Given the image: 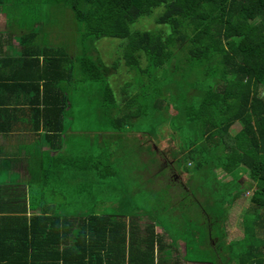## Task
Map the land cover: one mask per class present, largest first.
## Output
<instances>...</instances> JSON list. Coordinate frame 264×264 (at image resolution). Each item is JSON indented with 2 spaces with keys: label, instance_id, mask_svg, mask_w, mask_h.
<instances>
[{
  "label": "trees",
  "instance_id": "trees-1",
  "mask_svg": "<svg viewBox=\"0 0 264 264\" xmlns=\"http://www.w3.org/2000/svg\"><path fill=\"white\" fill-rule=\"evenodd\" d=\"M6 2L12 0H0V12L10 9L4 6ZM50 3L65 4L72 10L88 44L103 38L126 39L120 60L131 73L147 78L158 69L172 72L184 60L203 71L194 82L197 92L192 103L179 101L176 113L190 120L191 130L180 128L187 140L181 142V157L177 152L173 159L195 176L191 181L194 190L183 192L188 198L185 201V195L177 190L181 186L163 184L169 170L154 158L161 154L157 152L160 139L152 141L141 122L149 113L142 108L141 93L127 90L138 83L131 80L124 85L125 98L118 101L109 80L112 70L98 55L85 52L76 63L71 62L76 93L73 87L66 88L60 117L42 123L30 111L34 119L29 131L36 141L31 146L29 162L34 165L29 163V177L21 181L12 173L11 180L0 183V264H179L168 258L172 247L155 232L153 224L161 217L158 223L172 228L177 222L171 221L169 212L176 205L178 218L189 222L188 230L176 233L186 246L184 261L264 264V237H260L264 236V0H29L34 22L21 35L22 44L46 40L47 34L37 25L42 19L45 25L52 24L43 8ZM161 6L164 10L156 23L170 31L132 30L134 23ZM18 7L22 11L28 8L15 1L9 17L14 19L12 13ZM41 48L59 50L46 44ZM46 53L42 51V56ZM64 57L73 61L66 51ZM29 59L34 60L30 54ZM76 80L81 84L80 93ZM178 88L164 82L162 97L166 90L175 94ZM143 100L146 103L151 98ZM153 101L157 111L158 101ZM236 122L241 129L233 133ZM56 124L62 126L56 128ZM133 129L136 136L129 134ZM146 153L152 157H144ZM143 157L149 158V165ZM153 163L160 165V170L144 179L139 171L149 170ZM218 169L230 179L222 182ZM246 172L256 182L250 197L249 209L253 211L244 216L242 239L229 245L235 253L222 254L217 249L228 242L224 228L229 218V207L223 201L232 198L227 205L231 206L248 189L242 179ZM196 177L199 180L195 181ZM158 178H162L157 182L161 185L154 189L150 185ZM109 179L113 184H108ZM126 182L147 190L131 194L118 186ZM101 193L109 196L106 199L113 205L98 207L96 200L105 202ZM175 196L181 200L174 202ZM51 197L59 201L58 209H42L29 216V210L38 209ZM112 199L121 206L117 208ZM185 202L190 204L189 214ZM139 214L152 223L142 227Z\"/></svg>",
  "mask_w": 264,
  "mask_h": 264
},
{
  "label": "rangeland",
  "instance_id": "rangeland-1",
  "mask_svg": "<svg viewBox=\"0 0 264 264\" xmlns=\"http://www.w3.org/2000/svg\"><path fill=\"white\" fill-rule=\"evenodd\" d=\"M15 1L21 7H28L25 11H22L21 8L18 7L15 11H13V18L18 19L20 21H22L23 19L26 20L28 18L29 26L27 28V31H29V28L33 25L31 23L34 22L33 15L30 16V14L32 13H31V10H29V0H12V2H6V5L4 4V6H10V9L8 7H5V10L10 11L11 4L14 5ZM43 8H45L44 10L46 14H49L51 16L50 19L52 18H62V19L60 21L61 24H50L49 23L46 25L44 22L45 19H42L40 22V25H37V27L42 30L41 33L43 34L45 32H48L49 30H57L51 35L55 37V39L58 40L59 42H61L59 33L63 34L64 39L62 41L66 45H69L71 49L74 48L73 53L76 52V54L78 55L76 57H80V58L84 57L85 52L89 53V55H92V56L98 55L102 59V63L105 64L109 70H112L109 80H110V84L115 92V95L118 101H122L125 98V94L124 96L122 95V89L124 85H126L131 80H135V82L138 83L133 87L127 88V90L132 88L130 91V94L141 93V97L139 99H141L140 102H141L142 108H145V110L149 111L148 114L143 115L140 118L141 122L144 128L146 127L147 131H150L148 132V134H151L153 136L154 140L152 141H155V138L160 139L159 140L160 144H159V148H157V152H161V154L159 155L157 153V155H155L154 158L158 162L159 161L162 162L164 167L169 170L168 178L167 180H164L163 184L172 183L174 185L175 183L176 187L181 186L180 189L177 187L178 191H182V193L180 194H184L183 192H185L188 189L194 190L191 185V181L194 180L195 176L190 175L184 170H182L181 167L177 166V163H175L173 159V156L177 154V152H179L178 153L179 156L181 155V152H182L180 149L181 142H183L184 140H187V137L182 134L180 128L182 127V128L188 129L189 131L191 130L190 120H187L186 116L179 118L178 114L176 113L178 112L177 105L179 104V101L182 103L188 104V105L192 103L194 95L197 92V88H193L194 82L195 81L197 82V80H199L197 79L198 73H203V71L202 70L200 71L199 69L194 68L192 65L188 64L184 60L183 63L181 62L178 63L177 68H176L178 70L174 69L172 72L168 71L167 73H165V72H161L160 69H158L156 70L157 73L156 72L154 73V76H151V77L146 76L147 78H145L144 76H138L134 72L132 73L129 72L128 71L129 69L124 65L123 61L120 60L121 55L123 54V47L126 45V42H127L126 39L124 40V39H119V38H103L97 41V43L94 45L91 43V41L88 44L87 41L82 38V32H83L82 25L79 22H76L74 18H72L74 17V13L68 6H66L65 4L50 3L46 6H43ZM51 9L57 10L56 12L63 13L64 15H54ZM163 10H164V6L156 8L152 15L143 17L139 19L136 23H134L131 26L132 30L133 31L148 30V31L156 32V31H159L160 29H165L166 32L170 31V29L167 26L162 27V25H159L156 23V18L163 12ZM7 19H8V16H7ZM63 19H68V20L67 22H65ZM46 39H51L50 35H46ZM47 45H51V44H47ZM51 46L52 48H57L54 46V44ZM43 51H46V49L44 48ZM201 81L203 82V80ZM164 82L179 85V88L177 89V93L172 94L170 90H166V93L163 94V97H162L161 85ZM139 83L141 84L145 83L147 86L142 85L140 87ZM262 90H264V88ZM144 97L145 99L151 98V101L145 103V101L143 100ZM154 99L158 101L157 107H156L157 111L153 110V104H154L153 100ZM159 101H162V106L160 105ZM174 106L176 107V109L173 108ZM240 129H241V124L239 122H236L232 126L233 133L239 131ZM132 132L133 133H129L130 136H132L131 134L135 136L137 135L135 129H133ZM138 137L141 138L140 134H138ZM152 141H151L152 143L151 149L155 150L156 147ZM146 148L151 150L149 146H147ZM137 153L139 157L141 152L137 150ZM150 155L151 154H149L148 156V154L146 153L144 157L147 156L151 158L152 156ZM144 157L142 158V161L143 162L147 161L146 164L149 165L148 164L149 158L146 160L144 159ZM183 161H185V159H183ZM28 167H30V165L25 162H23L21 165L17 167V169L20 170L22 173L23 180H24V176H25V179L28 176L27 173H25ZM149 168H150L149 170L147 169V170L139 171L143 175L144 179L150 178L152 177L153 174L157 173L160 170V165L153 163L152 167L149 166ZM216 172H217L218 178L222 182H225L230 179V176L226 174L224 170L218 169L216 170ZM242 179L245 182H247L246 184L248 185V189L245 190L243 194H241L231 206H227V205L228 203L232 202V198L229 201L228 200L223 201L224 205L226 207H229L228 220H230V222L234 225L240 223L239 224L240 229L243 224L244 216H247L248 212L253 211L249 209V207L251 206L250 197L254 189L256 188V182L254 181L253 177L250 175L249 172H246ZM197 180H199V177H196L195 181ZM160 181H162V178H158V180H156V182L150 186L153 187L154 189H157L159 185H161V183H157V182H160ZM111 183L112 181L111 179H109L108 184H111ZM209 184H213V181L212 183H209ZM250 184H253V188L249 187ZM118 186H122L125 190L131 191L130 192L131 194L138 193L140 189L142 191L147 190L146 188L142 187L141 184H138V183L137 184L133 183V185H130L129 182H126L124 184H118ZM130 187L132 188V190H130ZM245 187L247 188V186ZM116 192L119 193L118 190ZM107 197L109 198V196ZM184 198H185V201L186 199H188L186 198V195ZM175 200L176 201L181 200L180 196L179 197L177 196ZM112 201L115 202L117 208L121 206L120 201L114 200V199H112ZM180 207L182 208L181 205ZM40 209L41 208L38 207V209L34 211L29 210V214L33 212L39 213ZM143 209L145 210L146 208L144 207ZM178 210H179L178 205H176L175 208L170 210L169 212L171 216L170 217L171 221L178 223V226H175L173 223V229H175V231L177 232L186 231L188 230L189 222L184 217L183 224H181L182 220L181 218L179 219L177 216V214L179 213ZM185 210L186 212H188V214H189V211H191L190 204L187 202H185ZM139 216H140L139 222L142 227L149 223H152L150 219L148 218V216L143 217L140 214ZM160 216H163V213H160ZM156 219L160 221L161 217L160 219L158 218ZM163 219H167V217H165L164 215ZM153 224L155 226V232L157 234L161 233V235L164 237V242L166 244L171 245L173 249V251H170L169 252L170 254L168 255V258L170 260L173 259V260L179 261V264H209L206 262L198 263V262L184 261L183 259L185 255L184 251L186 253L185 243L171 232L170 228L168 227L169 225L167 226L164 224L162 225L163 227H161V225L160 226L155 225L156 223H153ZM237 232L239 234V237H242L241 232L239 230ZM233 235L231 234L229 236L228 234V237L231 238ZM261 236L264 237L263 235L260 234V237ZM237 237L238 236H236L235 238ZM177 249L180 251V253L178 252ZM223 251L226 252L227 251L226 248L217 249V252H223Z\"/></svg>",
  "mask_w": 264,
  "mask_h": 264
},
{
  "label": "crops",
  "instance_id": "crops-1",
  "mask_svg": "<svg viewBox=\"0 0 264 264\" xmlns=\"http://www.w3.org/2000/svg\"><path fill=\"white\" fill-rule=\"evenodd\" d=\"M54 15H62L51 9ZM7 10L0 12V183L11 180L8 177L16 174L23 180L20 170L17 169L23 162L29 164V159H32V148L35 144V136L32 131H29V122L32 123L34 116L38 115L40 122L44 123L46 118L55 121V117H60L59 112L65 107L62 104L63 96L66 88L72 89L76 93V84L74 83V69L71 62L78 61L80 57L73 53L74 48L71 49L62 40L63 34L59 33L61 42L55 39L51 34L57 30H49L43 34L50 35L51 39L43 40L41 38L28 41L22 44L21 35L27 31L29 26L28 18L22 23L20 20L9 17ZM11 14V13H10ZM8 16V19H7ZM13 16V13H12ZM62 18H52V24H61ZM12 20V21H11ZM67 22L68 19H63ZM51 29V28H50ZM46 37V36H44ZM51 44L59 48L58 52H47V55L42 56V48L45 44ZM63 51V53H61ZM64 51L68 52L73 61H67L64 57ZM29 54L34 58L29 59ZM68 63H67V62ZM72 77V78H71ZM29 81L32 82L29 84ZM77 81V80H76ZM77 91L80 93L81 84L77 81ZM36 90L33 92V89ZM35 94V99L33 93ZM32 111V114L30 111ZM19 111L18 114L15 112ZM20 117L21 119L17 118ZM18 119V120H17ZM48 119V120H49ZM41 123V124H42ZM59 124V123H57ZM55 125L60 128V125ZM59 130V129H56ZM97 133V132H96ZM82 134V133H80ZM95 138V135H91ZM64 137V134L62 138ZM61 139V138H60ZM49 147H44L48 150ZM35 153V152H34ZM56 153H52L55 155ZM31 163V161H30ZM31 165H34V163ZM31 167V166H30ZM26 169L27 177H29V168ZM105 197V202L101 204V200H96L98 207L105 208L111 206L112 202L107 201V195L102 193ZM176 198V196H175ZM174 202H177L174 200ZM60 207L59 201L46 200L45 204L40 206L48 212H53ZM107 208V207H106ZM34 211V210H32ZM33 212L29 214L35 215ZM39 214V213H38ZM156 225L160 226L159 220H156ZM183 221V220H182ZM227 225L224 228L226 233V252L228 255L235 253V248H229L231 242L240 241L243 237V231L239 228V224H232L227 219ZM178 226V223L174 224ZM168 226V225H167ZM161 227H163L161 225ZM170 228V226H168ZM171 232L176 235L177 231L170 228ZM241 232L242 237H239L237 231ZM234 234L231 238L228 237ZM161 235V233L159 234ZM177 236V235H176ZM238 236L237 238H235ZM172 249V248H171ZM230 249V250H229ZM178 250V249H177ZM173 251V249H172ZM180 253V251L178 250ZM223 251V253H226ZM173 253V252H172ZM222 253V252H221ZM222 253V254H223ZM173 263V262H172ZM222 264V263H221Z\"/></svg>",
  "mask_w": 264,
  "mask_h": 264
},
{
  "label": "flooded vegetation",
  "instance_id": "flooded-vegetation-1",
  "mask_svg": "<svg viewBox=\"0 0 264 264\" xmlns=\"http://www.w3.org/2000/svg\"><path fill=\"white\" fill-rule=\"evenodd\" d=\"M205 263V262H204Z\"/></svg>",
  "mask_w": 264,
  "mask_h": 264
}]
</instances>
